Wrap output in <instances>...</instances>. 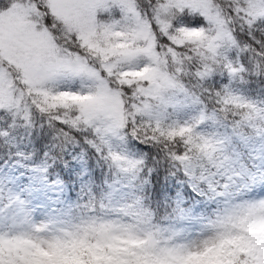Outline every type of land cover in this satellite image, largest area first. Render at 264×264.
Returning a JSON list of instances; mask_svg holds the SVG:
<instances>
[{
    "label": "snow or ice",
    "instance_id": "1",
    "mask_svg": "<svg viewBox=\"0 0 264 264\" xmlns=\"http://www.w3.org/2000/svg\"><path fill=\"white\" fill-rule=\"evenodd\" d=\"M0 264H264V0H0Z\"/></svg>",
    "mask_w": 264,
    "mask_h": 264
}]
</instances>
